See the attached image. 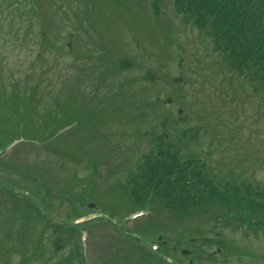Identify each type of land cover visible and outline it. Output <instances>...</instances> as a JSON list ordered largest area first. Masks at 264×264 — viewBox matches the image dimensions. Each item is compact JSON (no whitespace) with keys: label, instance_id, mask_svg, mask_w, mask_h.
Returning a JSON list of instances; mask_svg holds the SVG:
<instances>
[{"label":"rangeland","instance_id":"obj_1","mask_svg":"<svg viewBox=\"0 0 264 264\" xmlns=\"http://www.w3.org/2000/svg\"><path fill=\"white\" fill-rule=\"evenodd\" d=\"M158 5L36 0L30 13L37 17L22 41H0V264H59L69 248L57 253L51 247V224L87 221L95 215L77 217L85 204L94 203L90 210L99 213L97 203L115 201L112 190L143 158H155L161 136H169L164 141L179 155L206 160L211 150V170L264 187V80L250 83L246 69L228 68L212 38L185 25L172 0ZM123 60L131 66L117 68ZM17 99L15 110L10 106ZM180 109L189 121L179 119ZM90 182L88 200L82 193ZM242 217L239 225L231 214L229 227L209 217L166 220L164 231L171 233L162 243L177 244L178 257L154 251L159 235L153 226L138 263L119 216L90 242L98 264H263L253 257L264 255V225ZM203 224L209 231L195 235ZM186 229L198 240L223 232L227 248L197 241L202 254L185 259L178 252L186 242L171 235L185 237Z\"/></svg>","mask_w":264,"mask_h":264},{"label":"trees","instance_id":"obj_2","mask_svg":"<svg viewBox=\"0 0 264 264\" xmlns=\"http://www.w3.org/2000/svg\"><path fill=\"white\" fill-rule=\"evenodd\" d=\"M34 1L0 0V41L11 45L22 41V34L27 35L25 26L37 17L30 13ZM157 1L161 3L163 0ZM172 1L185 25L207 31L214 41L216 52L223 56L228 68L239 72L251 70V82L264 80V0ZM12 95L16 96L15 93ZM17 104L18 99L10 107L16 110ZM163 137L156 144L155 158H143L133 170L125 173L116 190H112L115 201L97 203L103 212L111 216L123 215L142 210L146 202H154L151 206L153 212L176 219L192 220L212 214L222 220L228 219L231 214L236 219L244 214L252 219L264 217L263 189L254 192L251 185L240 177L227 180L212 174L207 164L197 163L199 160L195 157L188 159L185 156V161H181V156L171 150ZM93 190V183L90 182L87 191L82 193L86 196L84 199L93 197ZM90 211V208L86 209V212ZM223 224L229 227L228 220ZM153 226L163 228L149 224L140 235L148 238L145 233L148 234L147 230ZM201 231L209 230L204 225L194 231L195 235ZM188 233L189 239L193 233L190 230ZM215 238L207 235L202 246L226 249L225 241ZM58 241L63 240L59 238ZM54 245H58L57 241Z\"/></svg>","mask_w":264,"mask_h":264}]
</instances>
